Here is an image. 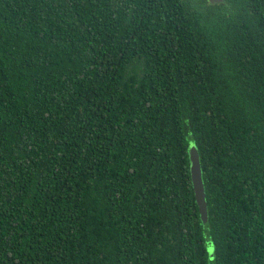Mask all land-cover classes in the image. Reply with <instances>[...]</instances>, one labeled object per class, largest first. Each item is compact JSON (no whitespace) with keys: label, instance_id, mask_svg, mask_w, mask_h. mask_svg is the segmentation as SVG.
<instances>
[{"label":"trees","instance_id":"1","mask_svg":"<svg viewBox=\"0 0 264 264\" xmlns=\"http://www.w3.org/2000/svg\"><path fill=\"white\" fill-rule=\"evenodd\" d=\"M0 264H264V0H0Z\"/></svg>","mask_w":264,"mask_h":264},{"label":"water","instance_id":"2","mask_svg":"<svg viewBox=\"0 0 264 264\" xmlns=\"http://www.w3.org/2000/svg\"><path fill=\"white\" fill-rule=\"evenodd\" d=\"M208 2L211 4H218L223 2V0H208ZM189 171L195 202L198 207L200 218L205 223L207 221V206L205 202L204 185L202 181L199 155L194 144H190L189 149Z\"/></svg>","mask_w":264,"mask_h":264},{"label":"rangeland","instance_id":"3","mask_svg":"<svg viewBox=\"0 0 264 264\" xmlns=\"http://www.w3.org/2000/svg\"><path fill=\"white\" fill-rule=\"evenodd\" d=\"M192 1H194V0H192Z\"/></svg>","mask_w":264,"mask_h":264}]
</instances>
